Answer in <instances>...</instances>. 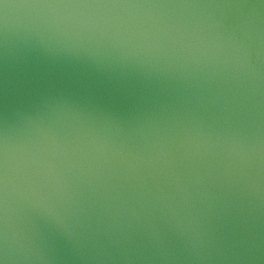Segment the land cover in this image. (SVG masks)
I'll use <instances>...</instances> for the list:
<instances>
[{
    "label": "water",
    "instance_id": "obj_1",
    "mask_svg": "<svg viewBox=\"0 0 264 264\" xmlns=\"http://www.w3.org/2000/svg\"><path fill=\"white\" fill-rule=\"evenodd\" d=\"M0 264H264V0H0Z\"/></svg>",
    "mask_w": 264,
    "mask_h": 264
}]
</instances>
